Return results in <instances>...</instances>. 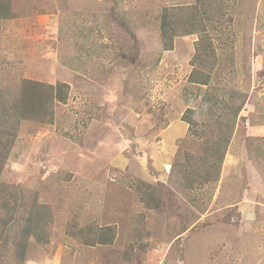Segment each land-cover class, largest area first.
Segmentation results:
<instances>
[{"label": "rangeland", "instance_id": "rangeland-1", "mask_svg": "<svg viewBox=\"0 0 264 264\" xmlns=\"http://www.w3.org/2000/svg\"><path fill=\"white\" fill-rule=\"evenodd\" d=\"M197 1L9 0L0 90L69 92L53 124H21L1 172L14 215L0 208V264H264V0ZM166 11L201 19L208 43L167 47ZM212 87L222 105L205 101ZM37 203L46 241L29 237L22 258ZM103 233L111 244L83 241Z\"/></svg>", "mask_w": 264, "mask_h": 264}, {"label": "trees", "instance_id": "trees-1", "mask_svg": "<svg viewBox=\"0 0 264 264\" xmlns=\"http://www.w3.org/2000/svg\"><path fill=\"white\" fill-rule=\"evenodd\" d=\"M208 1L209 0H198L197 6L199 7L200 5L198 9L204 10L211 8V6L207 4ZM10 11L9 0L0 1V20L13 18ZM181 24L183 25L181 26ZM194 34H200L201 43L204 45L208 43L206 41L208 39V33L205 24L203 25L201 19H188L184 22L183 18H178V20L175 21L171 13H168L167 11L163 13L161 19V38L167 47L172 46L176 37H184ZM203 51L206 53V58L208 59L209 57L207 56L212 52L211 47H206ZM203 78L204 79L201 78L200 81L196 80V82L204 86L208 85L210 76H203ZM18 88L19 89L17 90H0V175L1 172L4 171L6 163L11 155L16 139L18 138L21 124L26 122H33L37 125L44 126L53 124L55 120V103H66L68 99L69 87L62 82H59L56 85H50L26 80L23 81ZM219 91L221 93V90H218L216 87L210 89V93L205 100L209 106L212 107L213 104L216 103L222 105V100L217 97ZM13 93L16 95H13ZM232 98L235 97H231V99ZM244 105L245 103L243 100V103L239 107L232 110L231 116L233 119L238 116ZM187 123L191 124L189 119L187 120ZM232 131V129H227L225 149L230 142ZM209 160L211 163L214 162L212 169L216 168L220 170L224 161V153L218 159L213 155ZM219 177L218 174L217 181L219 180ZM147 193H145L144 200L152 199L154 197L153 193ZM1 197L9 198L7 187H4V184L2 183H0V208L5 209L9 216L14 215L7 209L10 207L8 203L9 200L4 204L1 202ZM51 217L50 208L45 204L37 203L29 210V217L26 219L27 225L26 228L23 229L25 241L19 244L18 250L16 251V253H19V256L23 258L26 253V243L29 237L33 236L38 243H44L46 241V236L44 235L45 229L47 228ZM83 241L90 246H93L94 244L109 245L112 242V237H108L106 233H103L97 235L95 240Z\"/></svg>", "mask_w": 264, "mask_h": 264}]
</instances>
